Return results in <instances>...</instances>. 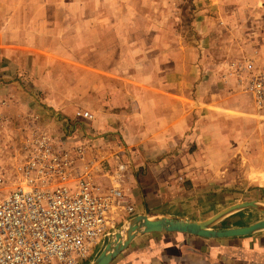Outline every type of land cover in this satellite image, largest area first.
<instances>
[{"label":"rangeland","instance_id":"rangeland-1","mask_svg":"<svg viewBox=\"0 0 264 264\" xmlns=\"http://www.w3.org/2000/svg\"><path fill=\"white\" fill-rule=\"evenodd\" d=\"M0 25L4 44L20 49L14 60L0 61V158L9 167L20 158L22 129L35 113L41 123H92L84 127L96 139L107 133L102 123H128L123 133L135 139L128 146L136 167L157 164L177 173L170 178L178 181L174 203L207 213L250 201L243 157L232 160L231 174L224 157L227 137L239 148L243 136H264V108L238 81L243 64L264 67V0H0ZM226 73L235 77L237 94ZM236 99L241 108L229 112ZM86 110L91 120L77 116ZM167 122L187 124L172 129L164 151L173 156L165 160L149 150L154 141L163 145L164 136L150 140L157 126L137 123ZM93 144L100 153L104 145ZM232 215L214 228L260 217L253 209Z\"/></svg>","mask_w":264,"mask_h":264},{"label":"built area","instance_id":"built-area-1","mask_svg":"<svg viewBox=\"0 0 264 264\" xmlns=\"http://www.w3.org/2000/svg\"><path fill=\"white\" fill-rule=\"evenodd\" d=\"M250 64H243L246 72L238 73V81L264 108V67ZM77 116L92 119L93 113ZM31 119L24 123L14 167L0 158V264H84L111 235L114 213L134 211L123 203L128 168L123 149L115 153L117 165L109 175L86 128L79 123L54 128L41 123L38 113ZM77 135L80 142L72 141ZM102 174L111 186L96 181Z\"/></svg>","mask_w":264,"mask_h":264},{"label":"crops","instance_id":"crops-1","mask_svg":"<svg viewBox=\"0 0 264 264\" xmlns=\"http://www.w3.org/2000/svg\"><path fill=\"white\" fill-rule=\"evenodd\" d=\"M3 30V25H0V32ZM4 43L6 42H3V39L0 36V61L6 58L12 60L17 58L19 56L18 51H20V49H18L19 47ZM223 76H225L226 79L233 81L236 86L235 91L237 94L240 91V88L236 83L235 77L227 75V73ZM165 88L166 91L167 87ZM183 104L186 103L183 102ZM183 108L185 111L187 110L186 107ZM237 108H241V104L236 99L233 103L227 105L226 109L230 112L232 110H236ZM48 110H50V108H48ZM58 114L59 113H56L55 115L57 116ZM227 117L230 121L229 117L231 116L228 115ZM47 122L51 123L54 128H59L61 123L60 118L57 120L55 118L53 120L48 119ZM242 122L261 123L262 121L257 119H244ZM62 123L64 122L62 121ZM91 124L92 123H79L82 128H85L84 125L89 127ZM127 124L128 123H102L104 130H107L104 132L107 133H101V135L97 136V139L96 137L92 139L97 140L96 142H98L101 146H103L102 143L106 142L104 147L99 149L100 153L96 155L101 157L103 160H107L105 162L108 165L110 164V168H112L110 172L112 173L115 171L117 165L114 155L118 151H122V149H124L122 151L123 153L120 154L123 160L128 163V169L127 173L124 174L125 180L123 182L124 184H122L123 193L125 195L123 203L125 205H132L134 207V211L129 212L127 209H120L114 213V228L111 235L107 237L95 250V254L89 259L90 261L88 260L84 264H89L92 260H94L97 255L102 252L104 247L115 239V234L137 215L173 216L179 218H189L192 220H203L211 215H214L220 210L239 202L235 201L223 204L218 209L213 211L210 210L207 213H203L201 210L193 208V205L187 206L185 203H174L173 199H175L174 197L178 195L176 188L178 181H173V179L170 178L178 176L177 173L172 170L166 172H164L165 170L161 171L158 169L159 167L157 164H150L151 169L146 171L145 168L136 167L138 166V163H135L137 157H135L131 147L128 146V142L133 143L135 142V139L130 137L128 138L123 133V128L127 127ZM186 124L187 123L169 122L137 123L140 127L145 126L150 129L153 125L157 126L153 132V137L150 140L161 138V136L165 137V139H163L164 141H161L163 145L158 146L157 141H154L152 146L149 148L150 151L157 149L158 153L165 154L164 156H161L162 158L166 156L164 151L165 148L168 149V153L170 151V148L167 146L172 142V129L185 127ZM114 127H117L119 131H117V128ZM107 137H110L111 139H106ZM82 138L83 137H78L77 135L71 140L80 142ZM109 140H112L111 142L116 145V148L113 150L105 148L108 143H111ZM139 143H144L145 146H148L149 144L151 145L150 142H144V140L138 141L137 144ZM241 143L243 146L239 145L240 147L236 148L235 140L227 137V155L224 157L228 161L226 170H228V174H231L233 169L236 170V162L232 165V160L235 161V156L241 154L240 157H243L244 165L242 168L243 172L241 171L240 174L248 178L246 180V197L250 201H257L264 204V136L261 134L243 136V141ZM169 156L173 155L170 154ZM169 156L167 155L165 160ZM135 172H139V174L136 173L138 175H135ZM96 181L102 184L103 187L107 185L111 186L110 179L103 176V174L96 178ZM182 195V197L188 196L187 191ZM254 212L260 216L258 219L262 218L261 214L256 211ZM258 219H255L252 222ZM234 226L242 225L234 224ZM111 264H264V230L257 231L246 236L227 238H207L177 232L139 234L133 239L128 247L111 262Z\"/></svg>","mask_w":264,"mask_h":264},{"label":"water","instance_id":"water-1","mask_svg":"<svg viewBox=\"0 0 264 264\" xmlns=\"http://www.w3.org/2000/svg\"><path fill=\"white\" fill-rule=\"evenodd\" d=\"M241 209H253L261 214L262 218L264 217V204L257 201L236 202L203 220L137 215L115 234V239L104 247L93 264H111L139 234L177 232L207 238H227L246 236L264 230V219L262 218L242 227L214 228V225L222 218Z\"/></svg>","mask_w":264,"mask_h":264},{"label":"bare ground","instance_id":"bare-ground-1","mask_svg":"<svg viewBox=\"0 0 264 264\" xmlns=\"http://www.w3.org/2000/svg\"><path fill=\"white\" fill-rule=\"evenodd\" d=\"M243 210H246V209H241V210H237V211H234V212H232V213H230V214H228L227 216H229V215H231V214H235V213H238V212H241V211H243ZM226 216V217H227ZM262 219H264V218H262ZM261 220V219H260ZM238 227H242V226H238ZM216 228V227H215ZM228 228H234V227H228ZM95 254V253H94ZM93 254V255H94ZM99 255H97V257H98ZM93 257V256H92ZM97 257L94 259V260H92L89 264H93L95 261H96V259H97ZM90 261V260H89Z\"/></svg>","mask_w":264,"mask_h":264}]
</instances>
